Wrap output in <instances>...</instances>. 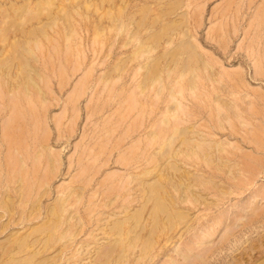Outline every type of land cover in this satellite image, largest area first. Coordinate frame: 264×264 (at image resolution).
I'll return each mask as SVG.
<instances>
[{"label":"rangeland","instance_id":"1","mask_svg":"<svg viewBox=\"0 0 264 264\" xmlns=\"http://www.w3.org/2000/svg\"><path fill=\"white\" fill-rule=\"evenodd\" d=\"M0 264H264V0H0Z\"/></svg>","mask_w":264,"mask_h":264}]
</instances>
